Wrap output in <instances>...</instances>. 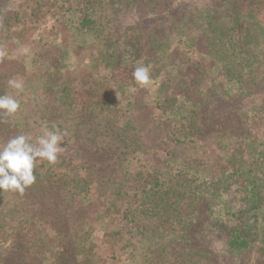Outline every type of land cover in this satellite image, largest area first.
<instances>
[{
	"label": "rangeland",
	"instance_id": "1",
	"mask_svg": "<svg viewBox=\"0 0 264 264\" xmlns=\"http://www.w3.org/2000/svg\"><path fill=\"white\" fill-rule=\"evenodd\" d=\"M179 1L193 7L207 0ZM253 3L247 8L252 9L248 16L240 19L241 28L229 26V45H243L255 54L249 64H263L264 0ZM106 15L118 27L110 37L106 35V17L100 32L96 26L95 31L83 33L77 28L79 14L66 12L60 0H1L0 95H13L20 101L21 111L33 87L42 86L43 71L48 67L51 84L68 89L71 112L64 121L83 114L89 106L102 108L103 115L115 114L121 127L132 117L138 143L130 159L131 168L147 179L148 189L157 186L148 192L152 195L149 199L139 195L113 203L97 193L79 198L78 222L68 227L49 222L43 228L45 232L28 219L15 217L12 208L7 221L13 226L0 238V259L19 264H159L180 254L183 261L193 257L211 264H264L263 244L244 254L231 253L227 247V242L239 234L264 230V208L256 214L247 213L239 183L227 181L219 190L223 198L212 203L182 200L170 216L161 220L144 214L152 200L159 205V199L166 198V186L175 184L179 176L187 175L204 185L223 173L210 135L214 123L208 118L212 114L231 109L237 115L233 124L242 118L260 121L264 118V102L254 98L244 106H235L231 99L221 103L214 95L224 89H214L207 82L198 84L202 96L195 95L194 68L209 61L205 40H199L195 47L171 45L160 51L162 45H153L148 41L150 34L141 31L150 18L145 12ZM107 27L113 28L109 24ZM139 64L151 66L150 83L146 85L133 78ZM211 65L207 62L206 67ZM12 78L23 82L22 91L8 87ZM182 85L188 86L186 91L181 92ZM232 92H228V98ZM193 110L197 121L187 130L185 115ZM30 126L37 128L28 133L35 138L40 127ZM15 128L14 117L0 113V144L18 135ZM82 140L84 146L64 139L55 163L40 161L35 167L44 165L40 172L71 177L77 164H103V160L93 158L101 153L96 145L103 143ZM12 199L8 195L0 201L8 208ZM240 211L243 220L232 216ZM248 216L251 218L247 222ZM185 249L190 251L186 253Z\"/></svg>",
	"mask_w": 264,
	"mask_h": 264
},
{
	"label": "trees",
	"instance_id": "2",
	"mask_svg": "<svg viewBox=\"0 0 264 264\" xmlns=\"http://www.w3.org/2000/svg\"><path fill=\"white\" fill-rule=\"evenodd\" d=\"M60 2L65 6L66 12L79 14L77 28L83 33L95 31L96 26L100 32L101 22L106 17L107 25L113 27L108 29L106 25V35L110 37V33L115 32L118 27H114L112 18L106 15L107 12L114 17L125 13L145 12L150 18L144 21L148 25L141 31L150 34L148 41L153 45H162L160 51L169 49L171 45L195 47L199 40H205L210 53L207 62H211L212 65L206 67L207 62H204L194 68L195 95L202 96L198 84L207 82L214 89H224L214 95L221 103L231 99L235 106H244L254 98L264 102V63L252 61L249 64L255 56L254 53L243 45H229V26L242 27L240 19L251 12L252 9L247 8L254 5L253 0H207L193 7L180 4L179 0H60ZM235 37L239 39V36ZM48 74V67H45L41 79L42 86L33 87L29 93L30 97L25 102V108L13 116L17 134H22L23 129L25 134L37 129L30 125L37 124L41 129L43 124H47L50 129H58L63 135V140L66 139L73 145L84 146L82 139L91 143L102 142L103 145L100 147L96 145L102 156L96 154L93 158L96 156L104 163L77 164L72 168L71 177L63 173H43L39 168L44 165L36 166L35 182L23 193L0 192V199L9 195L14 200L8 208H4L0 201V238L13 226L7 221L12 208L15 211L14 215L17 214L15 217L28 219L27 222L31 221L34 226L38 224L42 232H45L43 228L49 222L67 227L76 224L81 214L79 198L87 199L92 193H97L105 195L113 203L139 195L149 199L152 195H148V192L151 193L157 186L153 185L148 189L150 183L147 179L139 171L131 168L130 159L136 152L135 146L138 143L132 117L121 127L117 124L115 114L109 112L103 115L102 108L89 106L83 110V114H75L64 121V116L71 112L68 89L65 86L52 85ZM187 87L183 86L181 92L186 91ZM232 91L234 94L228 98V92L230 94ZM195 106L198 108L199 103ZM130 107L132 112L134 108ZM185 117L187 130H191L197 121L196 113L194 110L189 111ZM234 118L237 120V115L232 114L231 109L218 110L208 118L214 123L210 135L216 146V156L223 163V173L203 182L204 185L198 184L197 180L187 175L179 176L175 179V184L166 186V198L160 196L162 198L159 197V205L155 204L157 200L151 201V206L144 212L146 218L156 217L161 220L165 215L170 216L182 200L188 198L208 203L218 201L223 198L219 192L220 187L227 181L240 184L239 191L243 194L242 200L247 207V213L256 214L263 210L264 118L260 121H247L242 118L233 124ZM37 133L41 134L39 131ZM196 133L200 134L198 131ZM161 184L164 185L163 182ZM22 204L23 206H20ZM242 214L240 211L232 216L243 220L240 217ZM15 217H12V220ZM250 218L247 217V222ZM17 226L20 228L18 224ZM185 244L187 246V242ZM189 244L194 242L190 241ZM260 244L264 245V230L256 229L253 235L243 233L233 237L227 242V247L231 253L244 254L257 249ZM184 251L187 253L190 250ZM262 252L264 253V249ZM200 260L192 257L183 261L179 254L159 264H211L202 258ZM0 264L19 263L0 259Z\"/></svg>",
	"mask_w": 264,
	"mask_h": 264
},
{
	"label": "clouds",
	"instance_id": "3",
	"mask_svg": "<svg viewBox=\"0 0 264 264\" xmlns=\"http://www.w3.org/2000/svg\"><path fill=\"white\" fill-rule=\"evenodd\" d=\"M150 65L139 64L132 75L140 85L150 83ZM8 87L23 90V82L12 78ZM20 109V101L13 95H0V113L14 116ZM41 134H19L0 144V192L16 191L23 193L35 182L34 168L40 161L55 163L63 151V135L58 129H50L43 124Z\"/></svg>",
	"mask_w": 264,
	"mask_h": 264
}]
</instances>
